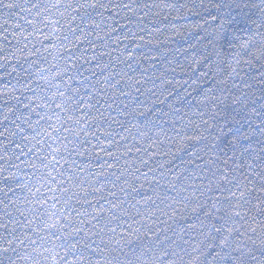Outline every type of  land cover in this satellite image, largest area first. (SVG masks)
I'll list each match as a JSON object with an SVG mask.
<instances>
[{
    "label": "trees",
    "instance_id": "1",
    "mask_svg": "<svg viewBox=\"0 0 264 264\" xmlns=\"http://www.w3.org/2000/svg\"><path fill=\"white\" fill-rule=\"evenodd\" d=\"M186 2L77 0L69 20L49 31L47 23L36 28L35 0H0V264H16L29 244L46 251L48 241L55 264H212L218 249L208 245L219 242L215 228L225 224L251 249L247 264H264V233H249L255 244L243 236L245 221H264L254 207L261 194L249 193L240 217L229 196L242 180L264 186V57L257 51L264 0H223L220 37L205 32L218 25L202 9L190 15L166 6ZM38 65L56 71L55 89ZM233 67L252 86L242 103L229 96L240 83L229 76ZM209 90L223 100L217 109L201 103ZM200 113L212 117L209 125ZM64 114L74 121L73 137L65 135L63 155L51 157L62 214L37 239L36 217L44 213L22 190L24 169L44 151L47 121ZM224 251L231 255L216 264H235L239 253Z\"/></svg>",
    "mask_w": 264,
    "mask_h": 264
},
{
    "label": "clouds",
    "instance_id": "2",
    "mask_svg": "<svg viewBox=\"0 0 264 264\" xmlns=\"http://www.w3.org/2000/svg\"><path fill=\"white\" fill-rule=\"evenodd\" d=\"M75 2L77 0H35L31 14L37 21L36 28L38 29L42 23H47L49 25L48 30L51 31L54 22H59L61 25L65 24L72 16ZM81 10H83V6H81ZM37 67L40 69L39 75L41 78L49 82L52 89H55L58 80L56 71L46 66L41 68L38 65ZM53 96L55 97L53 103H61V108H63V101L59 95L53 92ZM57 111L60 110L53 108V113ZM47 123L50 130L43 134L45 136L44 151L37 154L35 159L29 161L30 166L24 169L29 175L24 178V187L22 188L27 198L33 202V206L44 213L43 218L36 217L35 232L37 239L46 230L50 231L46 226L62 214L60 205L56 203L55 199L58 188L54 190L53 187L58 183L59 174L53 175L56 172V162L52 161L51 157L63 155L65 135L68 140L73 137L72 125H74V121L69 120L67 114L59 117L54 115L53 119L47 121ZM65 128H68L66 134L64 133ZM53 137H56V139H53ZM36 139H39V137ZM36 147H41V145L37 144ZM49 169H52V172H49ZM47 243L49 246L46 251L39 243L29 244L27 247L22 248L16 264H55L51 257L56 251V245L51 241Z\"/></svg>",
    "mask_w": 264,
    "mask_h": 264
},
{
    "label": "snow or ice",
    "instance_id": "3",
    "mask_svg": "<svg viewBox=\"0 0 264 264\" xmlns=\"http://www.w3.org/2000/svg\"><path fill=\"white\" fill-rule=\"evenodd\" d=\"M85 3H88V0H85ZM98 4V0H97ZM97 4H91L89 6L95 7ZM34 6V5H33ZM83 6V5H81ZM119 6V5H117ZM167 7L171 8L173 11L183 14L185 11H187L188 14L190 15H201L200 10L202 9L205 13H207V16H210L212 18V21L214 24H217L218 27H214L212 32H208L207 29H205V32L207 33L208 36H211L215 34L216 36L220 37L221 34L224 32L225 24H224V15L221 12V9H223L226 5L224 4L223 0H221L220 3H213L210 5H206L205 0H187L186 3L181 5V7L177 8L176 5L174 4H169L166 5ZM260 7V6H257ZM211 9H216V15H212ZM260 12L261 15L264 16V7H260ZM201 19L204 20V23L207 24L208 20L206 16H201ZM199 27V26H197ZM175 35H182L181 32L178 30H174L173 32ZM201 39H205V37H202ZM156 43H161L162 41L156 40ZM209 44H212L213 42L211 40L208 41ZM227 43L230 46V41H227ZM207 46V45H206ZM248 45H243V47H247ZM194 47V46H193ZM257 51L260 53L261 57H264V48H258ZM216 55H220V52L217 51ZM207 59L206 56L201 55L200 60H205ZM236 65L239 67L241 64V61L239 59H236ZM193 64L198 63L197 60L193 59L192 61ZM247 65L252 63V60H248L245 62ZM237 67L231 68V71L229 72L230 77H235L240 80L239 84L233 83L231 88L236 89V92H232L229 90V96L231 98V101L233 103H242V97H245L248 93L246 90L251 89V84L247 82V73L244 71L243 68H241L239 71L237 70ZM172 71H175V68L171 69ZM181 71H188V68L181 67ZM163 75V74H161ZM203 76H207V73H203ZM264 75V74H261ZM166 83H171L170 80L166 81ZM221 84H226V81H220ZM258 83L264 84V80H259ZM223 102L220 96H216L212 94V90L208 91V94H206L203 97V100H201V103L208 106L211 109H217L219 105ZM200 123L204 125H209L211 123L212 117L210 116L208 119H204V113H200ZM197 128H199V125H196ZM195 139H201L203 138L202 136H196L193 137ZM238 142V139L237 141ZM258 175V173H257ZM222 179L224 181H228L229 183L231 182L229 180V177L227 174H224L222 176ZM264 179V177H262ZM251 184L252 187L249 188L248 185ZM257 192L261 194L258 196L256 199L257 204L254 205L256 210L258 212L264 213V186H257L251 181H239L235 186L234 189L229 193V196L232 199V208H231V214L234 215L235 217H240L242 215L243 210L249 211V209H246L244 205L246 203H249L248 201V196L250 192ZM241 209L242 211H237L236 209ZM245 223L248 225L247 228L243 232V236L247 241H251L253 244L257 243V240H253L252 236L249 235V233L255 234L257 233L258 229L261 233H264V221H256L255 217H253V223H256V227H252L251 224H249L248 221H245ZM193 229L197 227H204V224L201 223L200 225H191ZM243 227V226H241ZM216 232L221 233V237L218 243L215 244H209L208 247L210 248H216L218 249L215 253V255L212 257V264H216L217 259H223V256L225 255H231V252H225V249H232L233 251H237L239 254L234 257L235 264H247L246 262V255L248 252H251L250 248H247V244H242L239 242L238 238L233 239V234L239 232L238 228L229 226L228 224L219 226L215 228ZM203 234V233H201ZM259 244L261 246H264V239H259ZM247 249V251H245Z\"/></svg>",
    "mask_w": 264,
    "mask_h": 264
}]
</instances>
